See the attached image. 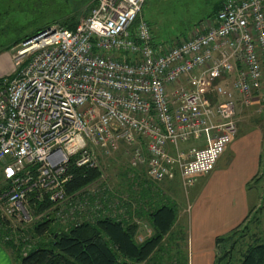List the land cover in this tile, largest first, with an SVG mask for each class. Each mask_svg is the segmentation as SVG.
I'll return each mask as SVG.
<instances>
[{
	"label": "built area",
	"instance_id": "1",
	"mask_svg": "<svg viewBox=\"0 0 264 264\" xmlns=\"http://www.w3.org/2000/svg\"><path fill=\"white\" fill-rule=\"evenodd\" d=\"M91 1L75 27L25 38L14 73L0 76L4 226L30 222L32 199L63 222L105 214L101 177L71 196V167L102 170L122 144L153 181L175 168L192 187L237 135L239 109L264 108V0H223L204 32L168 46L142 15L147 0ZM192 140L204 146L182 148Z\"/></svg>",
	"mask_w": 264,
	"mask_h": 264
},
{
	"label": "rangeland",
	"instance_id": "2",
	"mask_svg": "<svg viewBox=\"0 0 264 264\" xmlns=\"http://www.w3.org/2000/svg\"><path fill=\"white\" fill-rule=\"evenodd\" d=\"M216 1L147 0L143 6L142 15L151 25L155 43L168 46L182 38L204 32L208 27V20L216 10ZM91 6V0H0V76H10L14 73L17 65L14 63L13 55L25 39L23 37L49 26L67 27L68 23H75L87 15ZM262 109L261 106L246 109L240 121V129L255 125L261 127V121L259 120L261 119ZM203 146V140H192L189 144H183L182 148L188 150L191 147L201 148ZM128 150L129 147L122 144L116 152L105 157L102 163V170H100L101 185L107 191L105 205L115 199L116 202H120L115 208V215H121L130 221L129 223L138 226L136 238L141 242L154 232L147 216L142 214L141 206L149 200L150 195H155V193L165 197L169 203L176 206L178 218L173 227L175 233L172 238L173 241L168 242V238L166 239L163 245V258L160 259L158 256V263L156 262V264H160V262H163V264H178L175 259L169 260L173 256L170 254L177 251H182L180 255L187 258L188 264H191L190 239L187 235L189 233L188 218L190 211L193 209V201L198 192L197 190L203 184L202 177L206 174L197 176L194 185L189 188L182 183L178 169L175 168L165 179L153 181L147 176L144 168H133L131 166ZM260 180L251 184V187L256 186L257 188L255 192L257 204L238 228V234L235 236V239H237L236 249L240 247L244 250L246 245L254 239L264 241V198L262 197L264 179L260 178ZM99 186L100 181L97 180L82 191L84 193L89 188H98ZM32 209L34 211H32L33 217L30 222L12 220L9 226H4L1 223L2 216L0 212V231L3 234L8 232L12 238L16 239L20 235L25 236L26 246L21 248V251L33 247L39 241H49L51 239V236L42 238L34 236L33 227L40 219L42 220L48 215L53 216L56 213H60V216L63 215L60 211L55 210L52 212V207L39 209L34 206ZM110 213L111 211L106 210L105 214L109 215ZM55 217H57L54 222L55 227L63 230H68L70 226L80 221L78 218L68 219L63 217L66 220L63 222L57 214ZM80 219L83 220L84 217ZM172 243L173 245H171ZM218 252L216 247L215 258ZM15 255L16 253L13 254V257ZM234 258H236V261L238 260V252L234 255ZM16 263L19 264V261H16Z\"/></svg>",
	"mask_w": 264,
	"mask_h": 264
},
{
	"label": "trees",
	"instance_id": "3",
	"mask_svg": "<svg viewBox=\"0 0 264 264\" xmlns=\"http://www.w3.org/2000/svg\"><path fill=\"white\" fill-rule=\"evenodd\" d=\"M218 10L219 8L215 10L214 15ZM77 23L78 21L68 23L67 27L73 28ZM34 33L26 35L23 39ZM71 171L73 179L67 187L71 196L80 194L84 188L101 177V171L97 168L86 170L72 166ZM32 202L33 207L39 209L52 207L48 201L34 202L32 199ZM105 209L115 214V209L109 208L108 205H105ZM141 211L147 216L154 231L141 242L136 238L138 227L136 224L129 223L130 221L121 215L112 216L111 213L101 214L93 221L75 223L68 230L57 229L54 225L56 217L48 215L38 221L32 231L34 236L39 238L51 236V239L39 241L25 251L20 250L26 246L25 236L20 235L16 239L12 238L10 233L3 234L0 231V242L10 249L12 255L16 253L15 259L19 264H156L158 256L160 259L163 258V245L166 239L168 238V242L173 241L172 238L175 236L173 227L178 218V210L165 197L155 193L143 203ZM3 223L8 225L6 220ZM241 224L242 222L228 233L216 237V247L219 252L214 264H264V241L254 239L244 250L240 247L235 248L237 242L235 236ZM179 252L170 254L173 256L169 260L175 259L178 264H188V259L180 255L182 251ZM237 252L236 261L234 255Z\"/></svg>",
	"mask_w": 264,
	"mask_h": 264
},
{
	"label": "crops",
	"instance_id": "4",
	"mask_svg": "<svg viewBox=\"0 0 264 264\" xmlns=\"http://www.w3.org/2000/svg\"><path fill=\"white\" fill-rule=\"evenodd\" d=\"M222 2L217 0L215 8H220ZM251 107L255 106H242L239 109V125L244 111ZM262 110L259 120L261 127L255 125L240 129L239 126L237 135L220 157L215 169L202 177L203 184L197 190L188 218L191 264H213L216 237L228 233L243 222L257 204V188L251 187V184L260 178L264 179ZM262 195L264 198V193ZM0 264H17L10 249L1 242Z\"/></svg>",
	"mask_w": 264,
	"mask_h": 264
},
{
	"label": "bare ground",
	"instance_id": "5",
	"mask_svg": "<svg viewBox=\"0 0 264 264\" xmlns=\"http://www.w3.org/2000/svg\"><path fill=\"white\" fill-rule=\"evenodd\" d=\"M53 25V24H52Z\"/></svg>",
	"mask_w": 264,
	"mask_h": 264
}]
</instances>
